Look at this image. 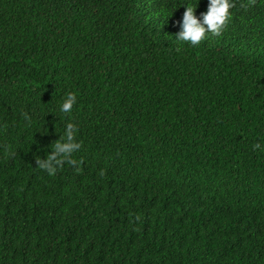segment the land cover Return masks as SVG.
Segmentation results:
<instances>
[{"label": "trees", "instance_id": "1", "mask_svg": "<svg viewBox=\"0 0 264 264\" xmlns=\"http://www.w3.org/2000/svg\"><path fill=\"white\" fill-rule=\"evenodd\" d=\"M209 2L0 0V264H264V0Z\"/></svg>", "mask_w": 264, "mask_h": 264}, {"label": "clouds", "instance_id": "2", "mask_svg": "<svg viewBox=\"0 0 264 264\" xmlns=\"http://www.w3.org/2000/svg\"><path fill=\"white\" fill-rule=\"evenodd\" d=\"M249 3L254 4L255 0H249ZM233 6L230 0H210L207 12L201 14L202 21L194 15L195 7L186 6L183 13L182 31L177 34V39L197 46L204 40L206 32L215 36L221 35L230 17L229 9ZM75 102L76 96L69 93L60 111L66 114L70 113ZM74 130H76L75 125L67 124L64 136L54 143L53 151L47 158L36 159V164L40 169L53 175L57 168L62 167L65 162L69 165H77L78 161L72 159L71 154L79 150L81 144L74 141ZM253 148L258 149L260 145L254 144Z\"/></svg>", "mask_w": 264, "mask_h": 264}]
</instances>
